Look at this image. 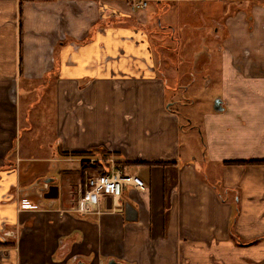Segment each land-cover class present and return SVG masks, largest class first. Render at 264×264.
Listing matches in <instances>:
<instances>
[{"label":"crops","instance_id":"crops-1","mask_svg":"<svg viewBox=\"0 0 264 264\" xmlns=\"http://www.w3.org/2000/svg\"><path fill=\"white\" fill-rule=\"evenodd\" d=\"M166 11L199 14L195 33L210 30L203 15L221 17L229 34L201 159L180 149L186 126L166 101L160 49L183 46L155 18ZM260 89L264 0H0V264H264V163H225L264 159ZM98 153L146 189L128 185L120 209L106 199L100 214L80 212L77 167L60 165L82 169ZM59 177L64 197L44 200Z\"/></svg>","mask_w":264,"mask_h":264},{"label":"rangeland","instance_id":"rangeland-1","mask_svg":"<svg viewBox=\"0 0 264 264\" xmlns=\"http://www.w3.org/2000/svg\"><path fill=\"white\" fill-rule=\"evenodd\" d=\"M148 2V11L154 12L153 6H155L156 3L154 1ZM212 4L213 10H216V6L214 3ZM229 9L230 14L234 13L236 10L235 3L231 4ZM211 13L214 16L216 15L215 11H212ZM203 17L209 22V27L207 26L206 29L207 31L210 29V32L208 31V33H195L196 28L192 30L195 22L199 21V14L188 16L187 13L183 12L172 14L171 12L166 11L160 15L158 13L155 17L156 19H160L162 23L167 21V25H171L172 28L176 29V32L172 31V33L175 38H179L183 42V46L181 48H178L180 45L177 43V48H159L162 56L159 60L161 63L160 69L162 71L164 69L167 70L170 75L172 73V79H166V101L168 104L171 103V108L178 117L180 124L186 126L183 128V132L181 130L180 133V149L183 153H188L191 156L193 155L192 151H195L196 154L199 155L200 159L204 157L202 156V152L205 156H209L207 149H205L206 141L203 135L204 117L209 110L211 111L213 109L215 100L220 99L223 95V82H221V80L223 77L224 54L230 49L221 47V43L224 41L223 39L229 35L227 34V30H224L225 25L222 24L224 21L223 18L217 17L215 21L212 22L210 17H207L206 15H203ZM186 21L190 24L187 27L184 25ZM206 30L203 29V31ZM216 34H218V36H216ZM203 46L207 48H202ZM233 54L235 60V48H233ZM230 88L233 90L234 85H231ZM255 92L264 93V90L260 89ZM194 125L198 128H193ZM180 128L182 127L180 126ZM201 130L203 133H200ZM240 152V157H251V151L248 149ZM49 166H52V169H55V163H51ZM60 167L62 169L68 168L70 170L76 169L77 167L76 170L79 173V177L75 178V183L73 185H80V188L82 189L81 186L85 181L86 174L84 171V174L81 175V165L74 160L73 162H63ZM89 171L91 173L94 172L91 171V169H89ZM89 171H86L87 175ZM202 172L205 173V169H203ZM207 174L210 179L213 178L211 173L207 172ZM58 175L59 174H57V176ZM139 175L140 176L138 177L145 182L142 178L144 175ZM60 183L61 179L59 177L54 184L59 187V191L61 193L62 188ZM211 185L216 188L215 184ZM79 196L80 190L76 200L79 199ZM63 197L64 196L62 195L58 199ZM101 206H104V202H101L100 211L97 212L99 214L101 213V210L103 211Z\"/></svg>","mask_w":264,"mask_h":264},{"label":"built area","instance_id":"built-area-1","mask_svg":"<svg viewBox=\"0 0 264 264\" xmlns=\"http://www.w3.org/2000/svg\"><path fill=\"white\" fill-rule=\"evenodd\" d=\"M146 2H143V6ZM85 181L80 188V196L77 200L76 208L84 213H97L100 211L102 200L109 199V206L106 210L121 208V203L116 201L123 195L124 189L128 185L138 191L146 189L145 182L134 174H126L124 165L111 154H101L85 158ZM97 167H101L104 172H100ZM91 171L94 172H90ZM88 175H87V172Z\"/></svg>","mask_w":264,"mask_h":264},{"label":"water","instance_id":"water-1","mask_svg":"<svg viewBox=\"0 0 264 264\" xmlns=\"http://www.w3.org/2000/svg\"><path fill=\"white\" fill-rule=\"evenodd\" d=\"M221 100L220 99H216L215 100V106L219 107L220 110L222 109L221 106ZM53 179H49L46 180L45 183L47 184V188H46V192L44 194V197L46 199H51V200H55L58 199L59 197V187L55 184H52ZM124 219L127 221H137L138 219V214H137V210L134 206H132L129 203H126L124 205ZM108 264H126V263H121V262H117L115 260H111L109 261Z\"/></svg>","mask_w":264,"mask_h":264},{"label":"trees","instance_id":"trees-1","mask_svg":"<svg viewBox=\"0 0 264 264\" xmlns=\"http://www.w3.org/2000/svg\"><path fill=\"white\" fill-rule=\"evenodd\" d=\"M20 73L22 74V70H20ZM94 149H91V150H89L87 152H83L82 155L83 156L90 155V154L93 153ZM159 163H163V162L159 161ZM225 163H227V164H235V163H244V164H248V163H264V159H251V160H245V161H243V160H231V161H225ZM86 168H87L86 165L82 167L81 175L84 174V171H85ZM97 169H99L100 172H104L100 167H97Z\"/></svg>","mask_w":264,"mask_h":264},{"label":"flooded vegetation","instance_id":"flooded-vegetation-1","mask_svg":"<svg viewBox=\"0 0 264 264\" xmlns=\"http://www.w3.org/2000/svg\"><path fill=\"white\" fill-rule=\"evenodd\" d=\"M209 32H210V30H209ZM220 100H221V98H220ZM44 184H45V186L43 187L42 191H40V194H41L42 198L45 200L46 198L44 197V194L46 192L47 184L45 182H44ZM59 197H60V191H59ZM46 200L50 201L51 199H46ZM55 200H57V199H55ZM6 240H7V238L5 237V235H0V241L7 242Z\"/></svg>","mask_w":264,"mask_h":264},{"label":"bare ground","instance_id":"bare-ground-1","mask_svg":"<svg viewBox=\"0 0 264 264\" xmlns=\"http://www.w3.org/2000/svg\"><path fill=\"white\" fill-rule=\"evenodd\" d=\"M101 168V167H100ZM135 175V174H134ZM137 176V175H136ZM140 178V177H139ZM141 179V178H140Z\"/></svg>","mask_w":264,"mask_h":264}]
</instances>
